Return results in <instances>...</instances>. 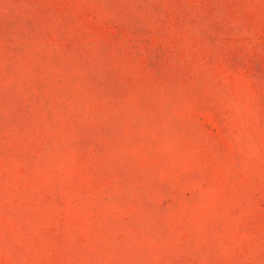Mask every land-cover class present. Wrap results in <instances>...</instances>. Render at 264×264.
<instances>
[{
  "label": "rangeland",
  "instance_id": "1",
  "mask_svg": "<svg viewBox=\"0 0 264 264\" xmlns=\"http://www.w3.org/2000/svg\"><path fill=\"white\" fill-rule=\"evenodd\" d=\"M0 264H264V0H0Z\"/></svg>",
  "mask_w": 264,
  "mask_h": 264
}]
</instances>
